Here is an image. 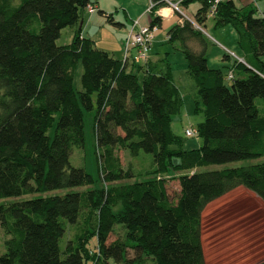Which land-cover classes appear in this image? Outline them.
<instances>
[{
	"label": "trees",
	"instance_id": "1",
	"mask_svg": "<svg viewBox=\"0 0 264 264\" xmlns=\"http://www.w3.org/2000/svg\"><path fill=\"white\" fill-rule=\"evenodd\" d=\"M193 1L200 3L195 22L204 25L214 0L180 5ZM97 2L0 0V198L91 186L93 176L71 165L70 155L74 146H83L84 111L93 109L106 184L0 203L7 235L0 264H206L204 208L238 186L264 201V161L201 169L264 156V4L261 9L250 0L215 4L214 26L232 24L242 53V60L234 59L236 74L229 70L230 86L221 68L210 67L206 36L192 20L181 17L182 23L168 29L204 108L198 126L202 145L187 149L170 130L183 103L171 72L147 66L141 77L143 64L130 62L128 69V61L94 47L80 29L69 43L57 44L61 31ZM152 2L150 25L160 27L157 11L169 4ZM195 40L198 49L190 44ZM80 62L77 90L74 71ZM118 149L151 154L153 176L139 178L132 167L124 169ZM171 173H178L176 200L158 176ZM115 225L122 226L124 237L108 242ZM71 227L76 233L65 241Z\"/></svg>",
	"mask_w": 264,
	"mask_h": 264
},
{
	"label": "rangeland",
	"instance_id": "2",
	"mask_svg": "<svg viewBox=\"0 0 264 264\" xmlns=\"http://www.w3.org/2000/svg\"><path fill=\"white\" fill-rule=\"evenodd\" d=\"M248 0H235L237 5L247 3ZM253 6L261 9L264 0H250ZM103 8L111 11L114 15V21L102 16L99 10H95L91 26L88 27V35L93 39L94 47L107 48L116 54L120 52L124 56V43L133 25L140 26L142 21L149 22L151 13L148 10L153 4L152 0H98ZM175 2V1H173ZM169 7H172L170 5ZM200 7L197 1L190 2L187 7L178 5V9L173 8V19L179 17L191 19L196 27L200 28L207 39L208 61L212 68H221L226 74L225 83L230 86L232 80L227 77L229 70L233 69L234 59L241 54L238 45V33L232 24H225L215 27L212 16H208L204 25L195 22L194 14ZM259 12V11H258ZM88 20L89 11H83L81 17ZM141 19V20H140ZM81 21V20H80ZM165 27H159L154 40V57L157 58L155 70L162 72H171L175 83L178 85L183 103L179 114L172 116L170 121V130L183 139V146L187 149L198 148L202 145V136L198 131L200 122L204 120L203 104L198 96V86L191 77L187 68L185 55L177 48V43L168 40L166 27L171 26L169 19H164ZM134 22V23H133ZM86 22H84V28ZM79 26H68L61 31L57 39L58 45H64L71 41L74 30H79ZM76 30V31H77ZM195 49L200 48L195 40L190 43ZM111 51V52H112ZM228 54V58L224 55ZM150 56V53H149ZM146 64H143V69ZM83 71L80 62L74 71V86L81 90V75ZM140 76L143 72L140 71ZM95 101V96H93ZM95 109L84 111V144L83 146H74L70 155V163L76 167L84 168L90 173L94 182L91 186H79L71 189H57L39 194H25L16 197L0 198V203H9L33 198L37 195H62L69 190L82 191L87 188H101L106 184L100 177L99 167V148L96 140L94 128ZM187 128L196 129L194 136H186ZM52 135V130L49 131ZM117 153L124 169L129 166L137 173L139 178H148L153 176L151 170L152 155L146 152H140L138 155H131L127 150L118 149ZM264 161V156L256 159H245L230 162L222 165H209L201 167H226L246 165ZM166 180L167 192L172 200H176L180 184L178 173L158 175ZM133 178L129 179L132 181ZM121 210L120 205L116 211ZM76 228L68 229L64 240L73 238ZM124 237L122 226L115 225L114 230L109 236L108 242H112ZM7 235L0 225V254L5 251L4 241ZM94 241H91V249L95 248ZM202 246L206 264H261L264 263V201L252 190L245 186H238L223 196L210 202L202 213ZM133 253L128 250V257ZM111 264H116L111 261ZM146 264H152L147 261Z\"/></svg>",
	"mask_w": 264,
	"mask_h": 264
},
{
	"label": "built area",
	"instance_id": "3",
	"mask_svg": "<svg viewBox=\"0 0 264 264\" xmlns=\"http://www.w3.org/2000/svg\"><path fill=\"white\" fill-rule=\"evenodd\" d=\"M168 2L169 6L172 5V7L178 9V5L181 3L182 0H165ZM175 1V2H173ZM219 0H214V4L212 5L211 9L209 10L208 15L213 16L214 10H215V4L218 3ZM153 4L151 5V7ZM150 7V8H151ZM170 7L172 10L173 8ZM150 8L148 9L150 11ZM163 8H160L157 13L161 16L162 20L166 19L167 16L163 15L162 10ZM87 10L92 13L95 11V8L93 6H89ZM179 10V9H178ZM159 26L158 25H150L144 24L137 26L136 23L131 28L128 36L125 39L124 43V56L122 57L124 61L128 62H134L139 64H144L147 62L149 58V53L151 51L152 43L154 40V37L156 35V32L158 31ZM227 77L231 79L233 77L232 71H229L227 74ZM197 131L193 128H187L185 130L186 136H194L196 135Z\"/></svg>",
	"mask_w": 264,
	"mask_h": 264
},
{
	"label": "crops",
	"instance_id": "4",
	"mask_svg": "<svg viewBox=\"0 0 264 264\" xmlns=\"http://www.w3.org/2000/svg\"><path fill=\"white\" fill-rule=\"evenodd\" d=\"M94 6V8H95V10L97 9V10H99V12H100V10H102V11H104V12H101L102 13V16H106L108 19H109V17H110V19H112V21L113 22H115L114 21V15H113V13L110 11H107L105 8H103V6L101 5V2H97L96 4H94L93 5ZM164 8H170L169 6H166V7H164ZM84 11H86V9L84 10ZM88 11V10H87ZM95 12V11H94ZM94 12H92V13H90L89 12V17H88V20H86L85 19V17L83 16V17H80L79 18V21L74 25V26H76V28H77V26H79V24L81 25V27H80V30H81V34L83 35V36H86V37H89V35H88V27L89 26H91V24H92V19L94 18ZM173 14H174V11L171 9V12H170V14L167 16V18L166 19H169V23H171V22H173L172 23V25L173 24H175V23H182V18L181 17H179L178 18V20H176L175 21V19H173ZM111 15V16H110ZM81 20V21H80ZM141 20V19H140ZM191 20V19H190ZM84 22H86L85 23V25H86V27L84 28ZM134 23V22H133ZM142 23V25H144V24H149L150 23V21L149 22H146V21H142L141 22ZM171 25V26H172ZM171 26H167L166 27V31H168V29L171 27ZM161 27H165V24H164V21L162 22V25H161ZM77 30V29H76ZM76 30H74L73 31V33H72V36H73V34H74V32H76ZM158 32V31H157ZM157 32H156V34H157ZM89 38H91V37H89ZM72 39V38H71ZM92 39V38H91ZM93 40V39H92ZM154 40H155V37H154ZM154 40H153V43H152V47H151V51H150V56H149V58H148V60H147V62L145 63L146 64V67L147 66H153V67H155L156 65H157V58H155L154 57ZM121 47H122V45L120 46V52H119V54H116L115 52H113L112 50H109V49H107V48H102V49H104V50H107L111 55H113L115 58H118V59H121L123 56V53L121 52ZM112 51V52H111ZM238 59H241L242 58V53L239 55V57H237ZM130 63V62H129ZM131 66H132V64L130 63V65H129V68L128 69H131ZM146 67L144 68V69H142L141 71L143 72V74H144V70L146 69ZM161 71V70H160Z\"/></svg>",
	"mask_w": 264,
	"mask_h": 264
},
{
	"label": "bare ground",
	"instance_id": "5",
	"mask_svg": "<svg viewBox=\"0 0 264 264\" xmlns=\"http://www.w3.org/2000/svg\"><path fill=\"white\" fill-rule=\"evenodd\" d=\"M162 12H163V15L168 16L171 12V8H164Z\"/></svg>",
	"mask_w": 264,
	"mask_h": 264
},
{
	"label": "water",
	"instance_id": "6",
	"mask_svg": "<svg viewBox=\"0 0 264 264\" xmlns=\"http://www.w3.org/2000/svg\"><path fill=\"white\" fill-rule=\"evenodd\" d=\"M240 60H242V58ZM261 264H264V263H261Z\"/></svg>",
	"mask_w": 264,
	"mask_h": 264
}]
</instances>
